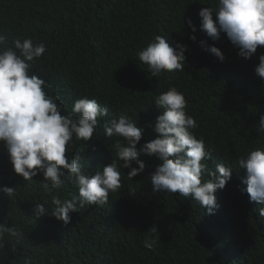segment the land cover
<instances>
[{
	"label": "trees",
	"instance_id": "16d2710c",
	"mask_svg": "<svg viewBox=\"0 0 264 264\" xmlns=\"http://www.w3.org/2000/svg\"><path fill=\"white\" fill-rule=\"evenodd\" d=\"M206 6L215 9L218 0H0V34L6 47L24 38L47 45L31 71L51 85L49 95L59 96L61 114L71 112L74 101L84 96L109 103L114 118L126 113L144 129L138 149L158 135L144 128L154 114L157 93L176 87L198 118L193 131L211 151L210 169L218 157L235 165L252 149L264 147V133L257 131L264 115V79L255 73L264 46L245 59L225 33L213 41L200 28L199 11ZM155 35L171 45H187L185 71L155 77L139 61L137 53ZM201 41L220 48L225 60L206 51ZM103 125L100 118L88 144L73 137L66 155H79L82 170L90 175L116 160L122 187L110 193L105 205L70 213L68 224L51 215L52 197L78 195L76 183L66 179L49 192L42 173L23 180L0 143V188L16 189L12 198L0 191V223L20 232L5 233L2 264H264V217L258 211L264 205L241 191L245 184L240 188L230 179L217 189L213 214L179 192H153L150 175L159 159L141 154L146 168L129 179L130 168L123 167L115 148L117 140L124 146L127 142L105 136ZM131 166L138 167L134 161ZM204 175L212 179L208 172ZM37 203L49 215L36 217Z\"/></svg>",
	"mask_w": 264,
	"mask_h": 264
},
{
	"label": "clouds",
	"instance_id": "9594fccd",
	"mask_svg": "<svg viewBox=\"0 0 264 264\" xmlns=\"http://www.w3.org/2000/svg\"><path fill=\"white\" fill-rule=\"evenodd\" d=\"M199 16L202 18L200 28L208 37L217 41L221 33H225L239 49L238 55L245 59H250L258 46H264V0H218L217 8L203 7ZM187 23L195 32L191 19ZM38 27L40 19L35 23V28ZM191 39L195 41L196 36L192 35ZM6 43L5 35L0 34V143L7 149L14 172L23 180L32 181L42 173L43 187L49 192L61 188L66 179L76 183L78 195L64 200L53 195L55 208L51 215L57 220L68 224L70 213L86 205L103 206L108 203L110 193L122 187L116 160L104 166L102 172L90 175L82 170L79 155L71 158L66 155L73 137L87 144L93 139L100 118L105 136L122 137L127 142L124 146L117 140L115 148L123 167L130 168L129 179L146 168L139 158L141 154L159 159L160 163L150 175L153 192H179L213 214L218 207L214 193L231 179L237 181L240 188L246 184L241 191H246L251 201L264 205V147L252 149L235 165L227 158L218 157L209 169L211 151L204 138H198L193 131L198 127V118L176 87L157 93L154 114L144 128L149 135L154 132L158 135L138 149L144 129L126 113L114 118L109 103L101 105L97 99L84 96L74 101L71 112L61 114L63 105L57 103L59 96L49 95L46 89L51 85L31 71L33 63L48 50L44 42L34 43L32 38H24L13 41V47H6ZM201 45L219 61L225 60L220 48L205 41H201ZM186 49L187 45H171L164 36L155 35L137 56L147 65L150 74L158 77L161 73L185 71ZM255 73L264 79V54L259 55ZM257 131L264 133V115L260 117ZM133 161L138 167L131 166ZM205 172L212 179L206 180ZM0 191L12 198L16 189L3 186ZM258 211L264 217V207ZM33 213L41 217L49 215V209L37 203ZM5 233L20 235L15 227L0 223V248L5 246ZM145 245L152 248L153 242L146 240Z\"/></svg>",
	"mask_w": 264,
	"mask_h": 264
},
{
	"label": "bare ground",
	"instance_id": "6f19581e",
	"mask_svg": "<svg viewBox=\"0 0 264 264\" xmlns=\"http://www.w3.org/2000/svg\"><path fill=\"white\" fill-rule=\"evenodd\" d=\"M246 185V184H245Z\"/></svg>",
	"mask_w": 264,
	"mask_h": 264
}]
</instances>
